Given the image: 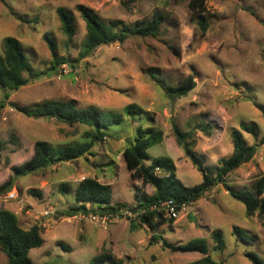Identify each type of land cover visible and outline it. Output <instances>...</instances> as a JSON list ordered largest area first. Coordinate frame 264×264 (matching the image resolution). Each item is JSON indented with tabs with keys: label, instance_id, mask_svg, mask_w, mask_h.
Masks as SVG:
<instances>
[{
	"label": "rangeland",
	"instance_id": "1",
	"mask_svg": "<svg viewBox=\"0 0 264 264\" xmlns=\"http://www.w3.org/2000/svg\"><path fill=\"white\" fill-rule=\"evenodd\" d=\"M78 5L91 9L106 24L122 21L134 26L159 14L164 18L161 34L131 37L80 59L87 32ZM59 8L75 19L76 35L70 44L61 29ZM205 9L209 29L202 34L189 0H0V55L5 38H16L40 75L12 93L0 112V185L13 175L12 168L33 157L37 141L61 150L82 143L92 132L85 126L70 127L24 113L50 101L74 100L81 109L95 107L112 114L134 104L154 113V128L163 130L164 141L148 154L152 158L170 157L177 178L186 187L201 184L202 175L178 147L173 122L183 131L200 123L212 125L210 135H195V151L210 169L232 155L231 132L242 124L257 127L258 137L244 136L250 145L258 144L264 137V115L256 106L264 107V0H205ZM45 36L56 42L58 57L70 60L65 64L66 73L62 74V67L52 70L53 56ZM151 74L170 86L194 77L196 88L181 99L169 100ZM136 127L137 123L124 116L122 122L109 125V137L83 158L16 179L15 200L8 198L10 192L0 196V210L13 211L22 228L39 226L43 230V246L29 255L32 264H90L103 251L111 252L123 264H188L202 255L173 253L162 242L185 245L195 240L205 241L211 257L223 264H252L245 257L247 253L264 262V216L257 213L248 218L245 206L222 185L190 205L173 224L155 230L141 226L140 218L129 209L137 205V192L150 196L154 191L132 180L123 161ZM263 175L264 146L226 183L235 190L250 189ZM85 178L110 185L113 204L128 209L105 225L81 215L66 217L75 201L73 190ZM33 190L40 195H31ZM45 211L50 214L45 216ZM235 227L242 231L241 239L234 234ZM216 231L223 234V252L213 250L212 234ZM6 263L7 257L0 253V264Z\"/></svg>",
	"mask_w": 264,
	"mask_h": 264
},
{
	"label": "trees",
	"instance_id": "2",
	"mask_svg": "<svg viewBox=\"0 0 264 264\" xmlns=\"http://www.w3.org/2000/svg\"><path fill=\"white\" fill-rule=\"evenodd\" d=\"M186 2L188 0H181ZM77 11L86 24V38L82 44L80 59L91 57L95 50L102 46H110L115 43H124L131 37H158L161 34V27L164 18L156 14L148 22L137 23L134 26L124 24L122 21H113L106 24L84 5H78ZM189 9L197 14V26L202 34L209 29L207 17L205 16V0H189ZM63 34L67 38V44L73 41L76 35L74 17L63 8L57 10ZM45 42L53 56L52 70L57 71L62 65L69 63L68 58L58 57L57 44L49 36L44 37ZM157 86L169 100H177L187 96L196 88L194 77L180 83L177 86H170L165 80L151 74ZM40 75L34 71L27 58L21 42L13 37L5 38L3 42V54L0 55V91L3 93V100L0 102V112L5 108L10 95L26 86ZM264 115V107L256 105ZM29 117L36 119H55L70 127L75 125L85 126L92 129L87 134L85 141L67 145L61 150L44 141H37L34 145L33 157L19 167L12 168V176L3 185H0V196L6 195L14 188L15 180L37 172L52 168L58 164L70 163L83 158L97 144L103 142L109 135L106 133L113 122L120 123L124 116L137 123L135 136L131 146L123 152V161L130 170L131 179L140 181L144 187L150 186L154 193L151 196L136 194L137 205L129 209V212L137 214L141 220V226L149 230H155L158 226L170 223L173 219H166L162 214L151 211V207L167 200H174L179 208L182 205H191L202 200L205 195L217 186L222 185L229 195L242 203L246 209V216L253 217L258 213L264 216V175L254 181L250 189L235 190L226 181L228 177L241 167L245 162L255 156L260 147L264 146V137L258 144L250 145L244 133L258 137L257 127L253 124H242L240 129L231 132L233 142L232 155L221 161L220 165L210 169L205 165L203 157L195 151V135L201 132L210 135L212 125L200 123L190 131L181 130L174 122L172 132L178 147L183 151L184 156L191 162L193 167L202 175V182L194 187H186L176 175V166L170 157L152 158L148 150L161 144L164 141L163 130L155 127V114L146 111L138 105H129L122 113L112 114L102 112L95 107L81 109L74 100L67 102L50 101L37 107L35 110L25 111ZM111 114V116H106ZM145 123H143V121ZM149 124V125H145ZM0 149L3 144L0 142ZM159 169L163 176L156 171ZM67 188V187H66ZM31 195L39 194L37 191H30ZM74 204L65 214L66 217L75 216H105L118 215L127 208L125 205L113 204V191L110 185L100 183L96 178H85L79 182L74 191ZM234 234L242 238V231L234 228ZM43 230L39 226L24 229L20 226L19 218L9 210H0V253L7 257L6 264H32L30 252L41 248L44 244ZM214 241L213 250L223 252L225 242L222 232L216 231L212 234ZM153 239H155L153 237ZM163 247L173 253H199L202 258L188 264H223L215 261L210 255V249L203 240L191 241L185 245H172L163 241ZM245 257L252 264H264L254 253H247ZM90 264H123L111 252L103 251L94 257Z\"/></svg>",
	"mask_w": 264,
	"mask_h": 264
},
{
	"label": "built area",
	"instance_id": "3",
	"mask_svg": "<svg viewBox=\"0 0 264 264\" xmlns=\"http://www.w3.org/2000/svg\"><path fill=\"white\" fill-rule=\"evenodd\" d=\"M61 67H62V69H61L62 74L66 73V65H62ZM156 173L159 176H163V174H161V171L159 169H157ZM8 198L10 200H15L18 198V193L14 190L13 192H10L8 194ZM189 206L190 205H182L179 208V205L174 200H167V201L160 202V203L152 206L151 211L162 214V216L166 219L176 220V219H178L179 215L182 212L186 211L189 208ZM49 214H50L49 211H45V213H44L45 216H48ZM113 217L114 216L112 214H108L105 216H97V215L83 216V215H81L82 219L89 218V219H91V221H93L97 224H102V225H105Z\"/></svg>",
	"mask_w": 264,
	"mask_h": 264
},
{
	"label": "crops",
	"instance_id": "4",
	"mask_svg": "<svg viewBox=\"0 0 264 264\" xmlns=\"http://www.w3.org/2000/svg\"><path fill=\"white\" fill-rule=\"evenodd\" d=\"M72 188V187H71ZM14 190H15V188H14ZM72 191V190H71ZM73 191H75V188H74V190ZM39 195H40V193H39ZM151 196V195H150ZM11 211V210H10ZM11 212H13V211H11ZM15 214V213H14Z\"/></svg>",
	"mask_w": 264,
	"mask_h": 264
}]
</instances>
